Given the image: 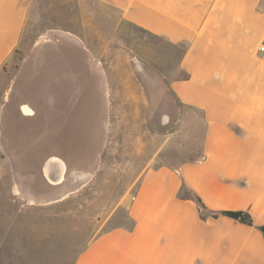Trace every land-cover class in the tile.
Masks as SVG:
<instances>
[{
  "label": "crops",
  "instance_id": "obj_1",
  "mask_svg": "<svg viewBox=\"0 0 264 264\" xmlns=\"http://www.w3.org/2000/svg\"><path fill=\"white\" fill-rule=\"evenodd\" d=\"M56 1L58 8L78 9L80 24L90 3L167 42L169 60L146 63L167 81L181 118L182 106L202 111L211 142L197 161L143 170L122 220L100 235L110 215L97 229L96 218L73 264H264L256 222L218 213L264 216V54L257 52L264 0H0V77L25 49L4 90L0 82V169L8 179L0 195V264H66L68 227L71 248L83 234L82 207L61 206L81 199L84 139L79 154L59 142L69 121L84 131L83 41L56 28L24 43L35 10H50ZM248 119L253 126L243 135ZM226 139L234 145L226 147ZM208 164L218 166L210 172ZM227 164L235 165L228 171ZM183 188L214 216L202 217ZM41 249L53 250L55 260L37 256Z\"/></svg>",
  "mask_w": 264,
  "mask_h": 264
},
{
  "label": "rangeland",
  "instance_id": "obj_2",
  "mask_svg": "<svg viewBox=\"0 0 264 264\" xmlns=\"http://www.w3.org/2000/svg\"><path fill=\"white\" fill-rule=\"evenodd\" d=\"M58 4L56 1V7L50 10H35L36 23L33 31L30 27L24 34V43L29 41L31 44L32 39H36L46 29L56 28L76 33L83 41L84 131L79 127H71L69 121L59 137V142L66 151H76L77 154L80 153V139H84V184L81 199L75 201L73 197L61 206L66 210L82 207L83 234L81 243L79 236L76 239L77 248L70 246V226L67 231L66 264H73L79 248L82 246L83 251L87 248L96 218L100 221L97 229L110 215V222L99 231L100 235L111 229L117 220H122L121 215L126 212L129 201L138 189L139 176L143 170L197 161L206 148L209 149L211 142L202 111L182 106L184 112L181 118L180 107L176 102L180 112L176 125L162 131L157 126L148 124V94L136 79L131 61L136 58L147 64V60L153 61L157 57L168 61L165 54H170L173 48L167 42L155 40L138 27L124 23L116 10L90 8V3H84L87 7L83 9V22L80 24L76 17L78 9L67 8L65 5L58 8ZM43 18L46 20L43 21ZM24 53L25 49L17 51L2 73L0 82L3 90L13 78ZM149 67L168 88L167 81L153 67ZM159 85V93L165 94V89ZM79 108L78 104L77 113ZM246 124L243 135L249 134L253 126L249 119ZM223 144L229 148L234 142L226 139ZM239 147L237 144V156L241 151ZM38 155V152L28 154L31 160L37 159ZM71 159L73 160V153ZM242 159L245 160L244 156ZM234 165L227 164V170H231ZM207 166L212 172L218 164ZM23 167L20 169L26 170V164ZM5 174L6 171L2 172L0 169V195L8 180ZM71 175L72 172H68L67 178ZM182 193L193 201L197 198L187 188H183ZM196 206L198 207L197 204ZM198 210L200 215L214 216L209 211L206 212L204 206L198 207ZM244 212L249 215L244 223L253 225L256 222L254 228L261 234L259 228L264 227V216H254L247 210ZM47 239L36 238L41 241ZM63 251L62 249V256ZM36 255L49 259L51 263L56 258V253L49 249H41Z\"/></svg>",
  "mask_w": 264,
  "mask_h": 264
},
{
  "label": "water",
  "instance_id": "obj_3",
  "mask_svg": "<svg viewBox=\"0 0 264 264\" xmlns=\"http://www.w3.org/2000/svg\"><path fill=\"white\" fill-rule=\"evenodd\" d=\"M131 66L136 79L142 84L148 95L150 86L153 85L151 79L161 84V87L166 91V94H160L158 92L155 99L156 110L159 111L163 109V117L161 120L163 125L161 127L157 126V129L159 128V130L166 131L169 126L176 125L180 115L179 108L175 103L173 95L170 93L169 89L166 87L162 79L153 71L152 68H150L147 64L140 61L139 59L134 58L131 61ZM166 95L168 96V100H163V97H165ZM48 167L49 165L47 164L45 166L46 172H49ZM55 179L56 178H53V180ZM223 215L241 222H245L248 219V214L242 211H225ZM259 230L262 234V237L264 238V227H260Z\"/></svg>",
  "mask_w": 264,
  "mask_h": 264
},
{
  "label": "flooded vegetation",
  "instance_id": "obj_4",
  "mask_svg": "<svg viewBox=\"0 0 264 264\" xmlns=\"http://www.w3.org/2000/svg\"><path fill=\"white\" fill-rule=\"evenodd\" d=\"M151 82H153L152 83L153 85L150 86L149 95H148V107L149 108H148V114H147V121H148V124L150 125L161 127L163 125L161 121L163 117L162 115L163 109L157 111L156 104H155L156 95L158 92L161 93V90H160L161 88L158 82H156L155 80L151 79ZM163 100H168V96L166 95L165 97H163Z\"/></svg>",
  "mask_w": 264,
  "mask_h": 264
},
{
  "label": "built area",
  "instance_id": "obj_5",
  "mask_svg": "<svg viewBox=\"0 0 264 264\" xmlns=\"http://www.w3.org/2000/svg\"><path fill=\"white\" fill-rule=\"evenodd\" d=\"M257 52L260 54H264V39L257 46Z\"/></svg>",
  "mask_w": 264,
  "mask_h": 264
},
{
  "label": "trees",
  "instance_id": "obj_6",
  "mask_svg": "<svg viewBox=\"0 0 264 264\" xmlns=\"http://www.w3.org/2000/svg\"><path fill=\"white\" fill-rule=\"evenodd\" d=\"M194 200H195V202H196V204L198 205V207L200 208V207H203V205L201 204V202H200V200L198 199V198H194ZM222 215L224 214V211L223 212H220ZM248 220V219H247ZM246 220V221H247Z\"/></svg>",
  "mask_w": 264,
  "mask_h": 264
}]
</instances>
